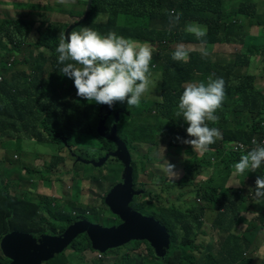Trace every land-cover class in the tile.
<instances>
[{"label": "trees", "instance_id": "1", "mask_svg": "<svg viewBox=\"0 0 264 264\" xmlns=\"http://www.w3.org/2000/svg\"><path fill=\"white\" fill-rule=\"evenodd\" d=\"M49 1L53 3L55 0ZM87 2L79 0L84 8ZM51 6L43 5V11L47 12ZM173 9L182 16L178 24L170 26L165 10ZM68 14L77 19L63 26L56 24L47 27L46 21H42L36 29L40 37L36 46L43 48L37 59L32 51H24L23 44H27L28 33L20 28H16V33L11 32L8 17L1 23L5 41L15 40L22 48L20 55L23 59L19 61L18 68L0 82V153L4 155L0 162L3 163V175L7 182L5 187L0 186V228L17 222L22 226L18 233L38 237L59 236L68 225L79 220L92 224L96 217L110 218L109 227L119 224L118 219L113 220L114 217L103 205L105 196L112 190V182H103L94 177L89 179L99 191L98 199L102 197L100 205L89 206L91 202L86 208L80 205L84 209L73 205L68 213L52 199L53 181L60 180L71 166L64 164L63 153L69 156L68 148L75 151L72 145L74 141L84 145L87 138H97L95 129H91L99 120L92 114L94 106L76 95L73 80L60 71L63 65L58 63L55 51L59 33H65L76 24L83 17L84 10ZM240 16L244 20L239 21ZM243 21L249 26L256 23L264 30V0H91L88 17L80 26L68 31H79L85 26L101 34L115 31L125 38L148 42L153 49L150 70L154 89L144 94L139 107H128L126 101L119 106L116 102L113 118L110 117L113 121L114 115L119 114L117 130L121 129L122 141L129 154L137 148L150 150L161 143L166 145L168 154L171 149L181 148L184 145L181 140L190 139L186 131L188 125L182 117L175 115L184 86L188 83H207L209 76L225 80V99L216 113L220 119L215 123L208 122L209 127L220 130L221 138L210 145L206 153L187 151L190 158L184 163L183 174L173 185L163 188L154 185L155 192H152L150 184L148 189L147 183L139 181L136 184L133 181V198L129 207L132 209L137 204L139 212L157 221L170 236V253L166 255L164 264H264V259L254 261L252 258L258 249L256 236L264 232V201L254 202L255 180L257 176H264V164L255 172L233 175L234 163L253 147L251 140H260L264 136V69L259 81L254 75L238 77L234 74L235 69L247 67L252 58L259 57L257 63L264 64V42L257 43L246 33H240L238 24ZM189 23L207 29L205 46L239 45L240 48L231 61L212 58V55L203 57L197 50H189L187 62L173 61L171 54L177 44L201 45L194 34L185 31ZM33 26L34 23H31L29 27L32 31ZM29 47L26 49L29 50ZM2 50L5 54L0 60L14 54L7 44L2 46ZM0 67L7 70L4 63ZM60 79L64 82H54ZM121 124L123 126L120 128ZM10 133L15 136L24 134L44 145H59L57 154L51 158L57 160L43 170L25 167L18 171L9 163L6 155L14 143L7 139ZM238 143L244 144L246 149L233 151ZM108 145L109 142L100 140L95 152L111 151ZM78 155L82 157L85 153ZM97 155L100 158L99 153ZM19 161L14 159L16 163ZM131 164L133 180L138 177L137 171L140 173L151 169L141 159L131 161ZM24 173L36 176L43 182H47L48 173L53 175L52 185L46 186L47 197L40 196L36 189L33 199L24 193V189L29 187L22 185ZM203 176L206 179L199 182ZM154 178L157 179L155 182L167 179L158 176L155 171L152 175ZM187 189L194 193L196 203L186 204L183 192ZM156 190H163L171 196H175L174 192L177 191L181 193L179 197L176 195V200L169 199V202L162 203ZM147 191L151 192L153 199L149 203L143 202ZM63 199L60 197L57 202L63 204ZM212 202L216 203L213 210L208 207ZM180 203L183 208L186 205V209L178 208ZM204 203L207 207L202 206ZM100 210H103L102 217L97 215ZM207 210L211 214L206 215ZM53 222L58 223V228ZM241 225L244 229L240 233L237 230ZM207 227L213 234L217 232L216 244H209L203 256H194L192 252L199 233L203 230L205 234ZM80 248L91 251L85 234L79 236L70 247L74 252ZM214 248L218 249L215 255L211 253ZM246 255L249 257L245 258ZM0 264H10V261L5 258ZM124 264L129 263L126 260ZM130 264L159 263L149 249L146 259H134Z\"/></svg>", "mask_w": 264, "mask_h": 264}, {"label": "rangeland", "instance_id": "2", "mask_svg": "<svg viewBox=\"0 0 264 264\" xmlns=\"http://www.w3.org/2000/svg\"><path fill=\"white\" fill-rule=\"evenodd\" d=\"M26 2L21 3V0H0V57L5 54V52L2 50V46L7 44L10 49L13 50L14 54L10 58H5L4 60H0V64L4 63L7 66V70H4L0 67V82L3 80L4 77H8L12 74V72L18 68L19 61L23 59V57L20 55L22 48L17 45V42L15 40H10V42L5 41L4 34L1 31V23L3 20L11 17H14L16 20H18L19 24L22 25L24 28H26L25 23H34L33 31L36 33V29L42 24V21L45 22V27L47 26H53V25H59L63 26L70 22L75 21L77 18L71 17L68 12H82L84 10V13L86 11V6L84 8V5L82 3H79V0H55L53 3H51L49 0H24ZM51 8L47 10V12H44L42 7L43 5H51ZM34 6H37L38 8H34ZM46 8V7H45ZM74 10V11H71ZM40 15L41 17H39ZM84 16V15H83ZM81 19V18H80ZM79 19V20H80ZM244 18L240 16V20L242 21ZM78 20V21H79ZM77 21V22H78ZM76 22V23H77ZM82 24V23H81ZM81 24L77 25L75 28L80 26ZM240 26L239 32L246 33V36L251 39H256L257 43L264 42V30L257 26L256 23L252 26H249L246 22H240L238 24ZM34 33V34H35ZM33 34V35H34ZM10 39V36H9ZM34 42V40H33ZM24 51L26 50L29 52L28 49H26V44H23ZM189 50H197L201 52L200 45H188ZM206 50L208 52V55H212V58H218L221 60H228L231 61L233 58L234 53L238 51L240 48L239 45H213V46H205ZM48 56L49 54L46 53ZM259 57L252 58L248 64L247 67L237 68L234 71V74L238 77H241L243 75H254L256 78H258L256 81H259L260 75L262 74V70L264 69V64L257 63V60ZM51 81V80H49ZM56 84L64 82L63 79H60L58 81L54 80ZM50 84V82H49ZM154 89V85L152 84L150 86V91ZM264 91V88L262 89ZM92 106H94V109L92 111V114L94 117H96V120L99 117H104L107 115L109 111V106L107 105H100L96 104L95 102L91 103ZM117 104L120 106L122 105V102H117ZM102 119V118H101ZM114 122H112L111 119H107L103 123L102 131H98V124L95 122L93 125L91 131L95 129L97 138H87L84 145H78L75 141L72 143L75 151L77 153H85L84 156L78 157V158H72L70 156H67L65 153H63V161L64 164L71 165L69 172L62 176L60 180L53 181L54 189L56 190V193L58 194L59 198H65L63 199V208L70 213V208L74 206H79L82 208V206H87L88 203L91 202L89 206L93 205H100L101 203V197L98 199L97 195L99 194V191L96 190L94 187L95 185H92L89 182V179L91 177H94L96 180H101L103 182H112L113 184L111 186H118L121 184L124 180V166L120 162V160L116 157H110L111 160L114 162H104L100 163L98 159V155L95 152L96 146L100 144V140H104L110 143L109 148L111 151L116 152L118 146L114 141H110L106 138V135L111 131L112 125ZM123 126V124L120 125V128ZM9 131V130H8ZM118 139L122 141L123 139V133L120 130H117L116 133ZM9 142H14L12 147L8 149L7 156L9 157V163L11 165H14L18 171H21V169H24L25 167L35 170H43L45 166H48L49 164H52L54 161L57 160V158H53V155L57 154V150L60 149L59 145H44L40 144L35 140H31L28 137H26L24 134H18L15 136L14 134L10 133L9 138H7ZM4 141V139H2ZM190 147V148H188ZM85 148V149H84ZM194 152L191 146L184 144L181 148L178 149H171L168 150L165 144L161 143L158 146L148 150L147 148H137L136 151H133L130 154L131 161H137L141 159L146 167H150L148 171L140 172L138 173V179L133 180V164H131L132 167V181L137 183L138 181H141L143 183L150 184V190L152 192H155L154 185L166 187L168 185H171L173 183H176L178 179H175L174 181L166 177L162 171L161 165L164 164L165 159L169 161L171 164L176 166V170L180 173V176L183 174V166L187 159L190 158V155H188V152ZM108 152L100 151L99 155L101 158H104ZM201 154V153H199ZM19 157V162H14L15 157ZM4 155L0 153V161L3 159ZM158 159H161V162H158ZM91 161L96 162V166L91 164ZM158 176H161L163 179L167 178L166 180L162 182H155L157 179H152L153 172ZM25 180L23 181V187L29 186L27 189H24V193L30 197L34 198V192L35 189L37 190L38 194L40 196L44 195V188L41 185V181L37 179L36 176H28L26 173L23 174ZM199 178V182H202L206 179ZM52 178L53 175L51 173H48L46 175V181L48 186L52 185ZM246 178H244L245 180ZM237 183V181H236ZM7 184L4 175H3V163L0 162V186L3 188ZM69 187V189H68ZM103 190H106L105 188ZM116 190V189H114ZM156 193L158 194L160 198V202L167 203L170 200H176V195L179 197L180 191L174 192L176 194L175 196L168 195L165 191L156 190ZM183 193L185 195L183 196V199L187 202L186 204H193L196 203V197L194 193L190 192L188 189L185 190ZM230 195V194H229ZM154 197V194L152 195ZM233 199V197L229 196ZM67 200V201H66ZM91 200V201H90ZM254 202H257L256 199H254ZM65 204V205H64ZM215 202H212L209 208L212 210L215 207ZM255 204V203H254ZM57 206H61L59 203H57ZM188 206V205H187ZM202 206H205V203L202 204ZM246 206L248 207V203H246ZM262 206V205H260ZM178 208L184 210L186 209V205L184 208L182 207V203L177 205ZM86 208V207H85ZM150 209L149 207H147ZM84 209V208H82ZM133 210L139 212V206L136 204L132 207ZM142 214L141 212H139ZM103 210H100L98 212V216L102 217ZM211 214L209 210L206 211V215ZM145 216L144 214H142ZM95 223L102 227H109L110 225V218L106 219H99L95 218ZM53 225H55L58 228V224L53 222ZM22 226L17 223H9L0 228V262L5 259L2 251H1V243L3 239L11 234V233H18L20 232ZM244 229L243 225L238 227V232H242ZM203 230L200 231L199 237L195 243V249L193 250L192 254L194 256H203L206 253V249L208 248L209 244L213 246L217 239L216 234L217 232L212 233L211 229L207 227L206 233H202ZM169 236V234H168ZM211 240V241H210ZM169 242H170V236H169ZM256 245L258 246L257 251L254 255H252V258L254 261H260L264 259V232H259L256 236ZM149 249H151L154 258L158 261L159 264H164V259L168 253H170V246L167 250L165 256L163 258H158L155 255V251L153 250L152 246L146 241H136V242H129L128 244L124 245L121 248L109 250V253L106 255L101 256L100 259H97L93 253L82 251V248L79 249L77 253H73L70 250H66L61 256L57 257L53 262H50L48 264H114V260L116 264H124L126 260L128 263H133L134 259H143L148 256ZM218 251L217 248H214L211 250L212 254H216ZM249 255H246L245 258H248ZM155 262V260H154Z\"/></svg>", "mask_w": 264, "mask_h": 264}, {"label": "clouds", "instance_id": "3", "mask_svg": "<svg viewBox=\"0 0 264 264\" xmlns=\"http://www.w3.org/2000/svg\"><path fill=\"white\" fill-rule=\"evenodd\" d=\"M24 2L26 1L21 0V3ZM165 14L168 16L170 26L178 24L182 16V13L174 9L165 10ZM9 20L11 32L16 33V28H20L28 33L26 47L30 46L29 51H32L34 58L37 59L43 48L36 46L40 37L29 29L31 23H25L26 28H24L14 17ZM185 31L194 34L195 38L201 41V54L206 57L208 55L205 47L207 29L204 26L189 23ZM55 51L58 54V63L63 65L60 71L64 76L73 80L77 90L76 95L89 103L113 106L111 117L116 102L126 101L128 107H139L141 98L149 91L153 83V74L150 70L153 52L151 45L148 42L141 43L125 38L115 31L101 34L97 30L85 26L79 31L72 30L67 35L61 32ZM171 59L187 62L189 59L188 46L183 43L177 44L171 54ZM225 95V80L223 78L214 79L209 76L207 83L186 84L179 97L178 110L175 115L182 117L188 125L186 131L190 139L181 140L179 137L177 139L191 146L194 152L201 154L208 152L209 146L221 138L220 130L216 127H209L208 122L219 121L220 117L216 113L222 108ZM262 140H264V136L260 140L255 138L251 140L253 147L246 154L241 155L238 162L234 163L233 175L255 172L264 164V143ZM68 152L70 157H72L71 154L75 155L72 158L81 157L76 151H71L69 148ZM15 159L18 160L19 157L16 156ZM161 168L166 177L173 181L179 179L180 173L176 170V166L166 159ZM44 189L46 190V188ZM43 196L47 197L46 193ZM254 198L257 203L264 201V176H257L255 180ZM52 199L56 204L58 203L55 196ZM60 205L63 207L62 204ZM80 222L86 221L79 220L74 223ZM62 233L63 231L60 235ZM45 236L47 237V235ZM50 236L54 238L53 235ZM70 247L67 250L77 253ZM85 252L93 253L94 258L97 256V259L102 256L92 250Z\"/></svg>", "mask_w": 264, "mask_h": 264}, {"label": "water", "instance_id": "4", "mask_svg": "<svg viewBox=\"0 0 264 264\" xmlns=\"http://www.w3.org/2000/svg\"><path fill=\"white\" fill-rule=\"evenodd\" d=\"M90 4L91 0H88L84 16L66 30V35L70 29L81 24L88 17ZM112 108L113 106L109 107L106 116L99 117L97 122V124L99 123V132L102 131L103 123L110 116ZM118 115H114L111 131L106 135V138L114 141L118 148L116 152H108L104 158L99 159V162L104 163L109 157H116L124 166L123 182L118 186H113L103 201L109 212L119 219L120 224L116 227L104 228L86 222L74 223L60 236H54V238L50 235L38 237L27 233L9 234L1 243V251L10 264L49 263L66 251L73 241L82 234L86 235L91 250L101 255L106 254L109 250L121 248L129 242L146 241L152 246L156 257L163 258L165 256L169 249V236L165 228L153 218L143 216L129 207L133 198L131 157L125 143L120 141L116 135ZM71 156L75 155L71 154ZM91 164L96 166L94 161H91Z\"/></svg>", "mask_w": 264, "mask_h": 264}, {"label": "flooded vegetation", "instance_id": "5", "mask_svg": "<svg viewBox=\"0 0 264 264\" xmlns=\"http://www.w3.org/2000/svg\"><path fill=\"white\" fill-rule=\"evenodd\" d=\"M110 117L111 116H109L108 117V119H110ZM112 122H114V119H113V121ZM117 125H118V122H117V124H116V129H117ZM107 152H113V151H107ZM99 152H97V154H98ZM101 158V157H100ZM100 158H98V159H100ZM107 161H112L111 159H110V157L108 158V160ZM137 179H138V177H137ZM136 184H139V181L136 183ZM146 184V183H145ZM174 184V183H173ZM173 184H171V185H173ZM147 185V187H148V189H149V184H146ZM113 187V186H112ZM111 187V188H112ZM146 197H145V200L143 201V202H146V203H149V201H153V199H152V197H151V192L150 191H147V193H146V195H145ZM175 200V199H174ZM109 212V211H108ZM110 213V212H109ZM110 215H112L111 213H110ZM113 216V215H112ZM114 218H112L113 220H116V219H118L117 217H115V216H113ZM118 221H119V219H118ZM119 224H120V221H119ZM119 224H117L116 226H118ZM116 226H112V227H116ZM102 227V226H101ZM105 228V227H104ZM108 228H110V227H108ZM41 237V236H40Z\"/></svg>", "mask_w": 264, "mask_h": 264}, {"label": "built area", "instance_id": "6", "mask_svg": "<svg viewBox=\"0 0 264 264\" xmlns=\"http://www.w3.org/2000/svg\"><path fill=\"white\" fill-rule=\"evenodd\" d=\"M262 143H264V140H262ZM246 149V146L242 143H238L236 146L233 147V151H243Z\"/></svg>", "mask_w": 264, "mask_h": 264}, {"label": "crops", "instance_id": "7", "mask_svg": "<svg viewBox=\"0 0 264 264\" xmlns=\"http://www.w3.org/2000/svg\"><path fill=\"white\" fill-rule=\"evenodd\" d=\"M41 185H42L43 188H46L47 182L41 181ZM45 191L46 190L44 189V193H45ZM53 196H56V199L55 200H60V198H59L58 194L56 193V190L55 189H54V191L52 193V198H53Z\"/></svg>", "mask_w": 264, "mask_h": 264}]
</instances>
